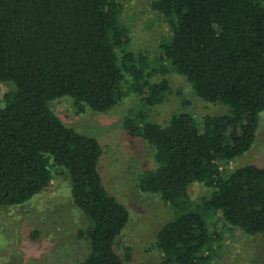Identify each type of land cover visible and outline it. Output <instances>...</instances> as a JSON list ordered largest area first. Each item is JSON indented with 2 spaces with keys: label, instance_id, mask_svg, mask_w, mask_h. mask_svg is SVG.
<instances>
[{
  "label": "trees",
  "instance_id": "16d2710c",
  "mask_svg": "<svg viewBox=\"0 0 264 264\" xmlns=\"http://www.w3.org/2000/svg\"><path fill=\"white\" fill-rule=\"evenodd\" d=\"M171 35L158 47L156 67L142 52L123 49L119 0H0V82H12L0 105V206L27 202L47 189L55 173L68 174L73 203L89 226L82 264H125L117 239L129 220L99 171L98 139L66 125L50 101L69 95L76 112H105L133 91L141 105L124 127L154 147L156 167L138 187L158 194L175 215L156 233L161 264H202L210 242L207 218L220 212L227 227L264 233V168L254 164L224 175L223 167L247 152L264 111V0H150ZM173 68L208 102L228 112L206 115L202 126L189 112L165 125L149 120V107L169 90ZM210 188L192 205L189 188ZM229 229V228H228ZM222 230V229H221ZM127 249H129L127 247Z\"/></svg>",
  "mask_w": 264,
  "mask_h": 264
},
{
  "label": "rangeland",
  "instance_id": "374dc122",
  "mask_svg": "<svg viewBox=\"0 0 264 264\" xmlns=\"http://www.w3.org/2000/svg\"><path fill=\"white\" fill-rule=\"evenodd\" d=\"M122 5L121 26L128 31L129 41L123 49L142 51L156 67L158 47L169 38L171 30L165 17L155 11L150 0H119ZM166 77L169 90L164 100L149 107L148 119L161 125L180 112L191 113L202 126L206 115L228 112L221 102H208L196 95L188 80L173 68L166 75L157 73L151 80ZM12 82H0V105ZM140 97L128 90L113 108L96 112L89 108L76 112L71 96L50 101L53 112L69 127L98 139L102 147L99 171L111 195L123 203L129 220L117 239V252L125 264H161L162 253L156 249L157 231L175 215L171 204L158 194L145 193L138 187V177L156 167L154 147L124 127L125 117H132L140 108ZM247 164L264 168V111L253 145L243 155L223 168L224 175ZM68 174L55 173L52 184L23 204L0 206V264H82L89 252L88 242L78 237L89 222L73 203ZM210 188L195 182L189 188L192 205L201 202ZM211 231L222 234L220 244L210 242L204 255L211 256L202 264H264V233L250 235L236 227H227L220 212L207 218ZM222 229V230H221ZM127 247L129 249H127Z\"/></svg>",
  "mask_w": 264,
  "mask_h": 264
}]
</instances>
